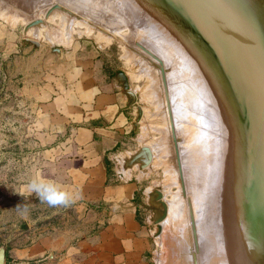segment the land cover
<instances>
[{"label": "rangeland", "instance_id": "374dc122", "mask_svg": "<svg viewBox=\"0 0 264 264\" xmlns=\"http://www.w3.org/2000/svg\"><path fill=\"white\" fill-rule=\"evenodd\" d=\"M94 1L0 0V264H116L117 253L103 252L115 251L118 243L125 245L121 264H193L202 252L203 234L213 229L209 224L197 227L204 203L201 183L209 162L215 160L220 166L222 162L227 173L230 159L239 152L243 140L236 123L240 119L234 116L236 99L240 110L243 102L237 92L233 94L238 91L235 82L225 83L215 62L213 66L215 54L212 61L201 55L204 42L198 52L191 48L195 44L191 37L183 41L179 32L167 30L172 27L148 6L151 0H145L146 4ZM124 1L136 10L127 14ZM156 17L162 28L152 25ZM259 49L263 52L264 46ZM202 56L206 65L198 61ZM197 62L209 68L208 76L216 77L213 74L218 72L221 79L216 81L224 83L226 87L219 86L224 92L217 89L214 78L198 76L203 74ZM260 69L264 74V60ZM176 70L184 76L176 79ZM104 78L114 85H106ZM208 80L215 84L211 87ZM102 91H119L115 105L125 115L123 121L112 124L110 130L118 134L110 145L95 130L106 129L109 123L102 107L109 102L102 98ZM216 91L222 93L225 109L219 106L218 94L213 96ZM199 94L206 96L208 107L214 104L210 115L198 114ZM173 105L186 108L183 114L189 109L190 114L179 116ZM220 151L232 152L231 158ZM80 157L85 163L76 164ZM218 165L209 164L214 170ZM193 177L196 185L190 182ZM33 182L47 186L53 196L67 193L68 202L49 205L30 189ZM177 202L183 204L181 218L174 211ZM18 206H27V214ZM195 230L203 233L202 238ZM192 240L200 244L195 246ZM208 252L204 253L208 261L219 256ZM261 252L257 258L264 255ZM246 255L236 259L234 252L229 264H247L251 258ZM220 263L228 264L225 259Z\"/></svg>", "mask_w": 264, "mask_h": 264}, {"label": "bare ground", "instance_id": "6f19581e", "mask_svg": "<svg viewBox=\"0 0 264 264\" xmlns=\"http://www.w3.org/2000/svg\"><path fill=\"white\" fill-rule=\"evenodd\" d=\"M95 1H97V0H95ZM102 1L104 2V0H102ZM118 1H119V3H121L120 0H118ZM80 2H82V1H80ZM91 2H92V0H91ZM138 2L146 4L145 0H138ZM124 3H126V1L123 2V6L125 5V7H123V8H125L127 10L126 11V12H128L127 14H129V12H134L136 10V8L133 5H131L129 2H128V4L126 3L127 5ZM135 3H137V2H135ZM84 4H86V3H84ZM99 4H101V3H99ZM107 5L108 4L106 3V6ZM90 6L96 7V6H92V4ZM102 6H103V3H102ZM109 6H108V8H109ZM148 6L153 7L155 9V11L157 12L156 14L162 16V19H161V21L163 20L162 22H164L166 20L168 22V26L170 25L172 27V28H169L167 30L179 32L181 34V39L183 37V41L184 40L189 41V37H191V39L195 41V42H193V44L195 43L194 47L192 46L191 48H195V50L198 51L199 49H197V48H201L199 45H201V43L204 42V44H203L204 52L201 51V55L209 57L210 59L212 58L211 60L213 61V56L215 54V57H214L215 61H213L212 63H214V62L216 63V65H217L216 68H218L217 71L220 73L221 77H223L224 81L225 80L227 81L225 83H228V81H229L230 85H232L235 82L233 85L235 86L236 90H238V91H234L233 94H235V92H237L239 95L237 97L240 99V101L243 102V105H242L243 109L240 110L236 106H239V103H241V102H238V99H236L237 105L235 106V113L237 116H234V118L239 117V119H240V122L236 121V123H239V129H237V127H236V129L239 130L240 134H238V135L241 136L239 138H241V140H243L242 141L243 144H242L239 152L233 157V161L230 159L232 152L231 153H229V152L231 150H229V152H226V153H229L230 164L228 163V159L226 158L225 155H223V156H225L224 158L222 156H220L221 159L223 158L222 159L223 161H225V158L227 159V163L229 164L228 165L229 169L227 168V166L225 167V169L227 168V170H229V171L227 173H224V171L222 170L223 163L221 162V166H220V165H218L217 161H216V163H213V162H215V160H214L213 162H209V164L211 166H213L214 164L218 165V168L216 170H214L215 166L212 168L209 166V164L207 167L204 166L203 170L205 167H206V169L208 168L207 172H206V170H204V172H206V175H204V172L202 171L203 175L205 176V177H203V178H205V180L203 182L201 180V178L198 179V180H201V182H203V184L201 183V185H204L203 186L204 191H202L203 195L201 194V198L199 196V198L201 200H204V203L201 205V207H199L200 209H199L198 213L200 212V214L198 217V221H196L197 227H199L198 228V230H199L200 225L204 227V226H207V224H209V225L213 226V229L211 231H209L208 233H206V232L204 234L202 233L205 237V239H202V240H204V242H201L202 240L199 239V241L201 240L200 241L201 244H200L199 241L197 240V242L200 244L199 251H202V252H199V254H197L195 260L192 263L195 264L194 262H196L197 264H208V263H210V264H222V263H220L221 260L225 259V261H227L229 264L231 259H232V256L234 255V252H235L236 259L241 258V257L244 259V256L246 254H250L249 256L251 259H250V261H248V263H250V264H264V258H263L264 255L263 254H262L263 256L260 258L256 257V254L258 252H260V251L264 252V210H263V207H264V205H263L264 199L263 198L264 197L259 196L263 192L262 191L260 193V190L262 188L264 190V186H263L264 185V183H263L264 182V91L261 92V89L264 88L262 85L264 83V74H260L261 73L260 65L262 64V62L264 60V51L262 52L259 49V47L264 46V0H151V2L149 3ZM100 8H102V7H100ZM116 12H117V10H116ZM126 12H123V13L126 14ZM134 14H136V13H134ZM156 18H157V20H156ZM156 18L154 19V21H153L154 23H152V25L156 26V28L157 27L160 28L162 26V25L160 26V24H161L160 20L158 21V19L160 17L159 18L156 17ZM142 22H143V20H142ZM116 26H118V25H116ZM151 27L153 28V26H151ZM94 28H95V26H94ZM163 29H166V28H163ZM148 31H150V30H148ZM177 32H175V33H177ZM187 32H189L188 33L189 36H187V34H186ZM128 33H129V31H128ZM153 34H154V31L152 32V35ZM153 37H155V35H153ZM155 40H156V38H155ZM192 40H191V42H192ZM198 43H200V44H198ZM208 44H210V45L208 46ZM205 45L207 47H209L208 50H207V47ZM169 47H168V49H169ZM189 47H190V45H189ZM210 48H211V51H210ZM192 51H194V49H192ZM196 51H194V52H196ZM198 55H199V57L201 56L200 53L196 54V56H198ZM203 56L201 59L198 58L199 60L198 59L197 60L200 61V63L202 62V64L206 65V63H205L206 61L203 60V61H205L204 63L202 61V59H204ZM210 59H209V62L211 61ZM200 63H198V65H199V67L202 66L200 70H202L203 75H198V76H202V78L205 77L203 80H206L209 76L211 77V75L208 76V74H207V72L209 71V68L207 66L200 65ZM207 63H208V61H207ZM215 63L213 64V66L215 65ZM189 64H191V63H189ZM185 66H186V62H185ZM186 67H188V64ZM190 67L191 66H189V68ZM205 67H206V71H205ZM210 67H212V66H210ZM192 68H193V66H192ZM191 69H189V70L191 71ZM207 69H208V71H207ZM211 69L212 68H210V71H211ZM186 70H188V69H186ZM176 71H178V70H176ZM199 72L201 73V71H199ZM181 73H182V71L181 72L178 71L175 78L177 77V75H178V78H180V75H183ZM210 73H213V70ZM217 73L214 72L213 75L216 77H211V79L214 78L216 81V79L219 78V75L217 77ZM194 75H196V74H194ZM198 79H200V78H197L196 81H199ZM208 79L211 80L210 78H208ZM219 79H221V78H219ZM209 80H208V83H209ZM230 80L233 83H231ZM215 81L214 82L211 81L212 83H209L210 86H211V84L213 86V83L215 84ZM218 82H219V80L216 81V83L218 85L215 84L216 87L218 86L217 89L219 88V91L224 92V90H222L220 88V87L225 86L224 83L222 82L223 84H221L222 85L221 86V85H219ZM182 83H184V82H182ZM186 84H187V80H186ZM228 84H226V85H228ZM172 85H174V84H172ZM197 85H199V83ZM215 85L213 87L214 89H215ZM183 86H184V84H183ZM206 86L208 88V85H206ZM211 87H209V88H211ZM229 88H231V87H227V89H229ZM204 89H205V87H204ZM215 90H212V92ZM230 90H232V88ZM203 91L206 92V90H203ZM203 91L201 89V92H203ZM208 91L206 93H208ZM217 91L213 94V96L215 94H218V96H216V95L215 96H216V98H218L219 102L223 104L222 96H221L222 93L221 92H220L221 94L217 93ZM228 92H230V91L228 90ZM225 93H226V91H225ZM203 94L202 95L199 94L200 95L199 98L201 101L200 107H202V108H201V113H198V112L197 113L203 115V113L205 112L206 114L210 115L211 114L210 113L211 112L210 107L214 106V104L212 106L209 105L210 107H208L207 106L208 102L206 100V96H204ZM230 94H232V93L230 92ZM210 95H212V94H210ZM226 95L228 97V93L225 94V97H226ZM229 96H231V95H229ZM233 96L236 97V95H233ZM207 97H208L207 99L210 100L211 97L209 98L208 95H207ZM223 97H224V95H223ZM193 99L194 98L192 96L191 97V100H192L191 103L192 104L194 103ZM172 101H173V99H172ZM184 101H186V99ZM226 101L224 103H226ZM214 102H215V100H213L212 103H214ZM228 102H229V100H228ZM184 103L182 104L183 106H184ZM210 104H211V102H210ZM222 104L221 105L216 104V105L217 106L219 105V106H221L220 108L225 109L224 104H223V106H222ZM230 104L231 103L229 102V106H230ZM178 105L181 107L180 104H178ZM186 105H187V103H186ZM227 106H228V103H227ZM177 107L178 106H176L175 108H177ZM186 107H188V106H186ZM178 109L180 110V108L176 109V114H178V115L183 114V112H181L182 109L179 111V113H178ZM184 109L186 110V108H184ZM185 110H183L185 112L183 114V116L185 114H187L186 112L189 113V111H188L189 109H187V111H185ZM222 111H224V110H222ZM170 112H172V111H170ZM228 112H230V110ZM187 116L185 115L184 118H187ZM220 116L224 117V116H226V114L220 115ZM225 118H227V117H225ZM199 121H200V118H199ZM228 121H226V122H228ZM223 122H224V120H223ZM234 138L235 137H233V139ZM172 143H173V141H172ZM231 146H232V144H231ZM226 148H228V147H226ZM183 150H184V148H183ZM222 150L224 151V149H222ZM227 150H225V151H227ZM223 151H220V152L224 153ZM181 153H182V151H181ZM226 153H224V154H226ZM235 157L237 160L234 162ZM182 164H183V162L181 163V165ZM197 164H199V163H197ZM209 167L212 169H210ZM199 168L200 167H198L197 170ZM190 170H191V168H190ZM200 171H201V169H200ZM232 172H233V174L231 175ZM191 174H189V175H191ZM191 176H193V174ZM198 178H199V176H198ZM194 179L195 178L193 177V180L191 179L190 182H193ZM186 180H188V179H186ZM190 182H189V184H190ZM194 182H196V181H194ZM261 182L263 183L262 185H261ZM189 184L187 182V185H189ZM196 184H197V182H196ZM199 184H200V181H199ZM187 185H185V187ZM192 185L193 184H191V186ZM195 185H193V186H195ZM201 185L200 186L198 185V186L201 187ZM203 187L201 188V190L203 189ZM185 189H187V188H185ZM188 190H185V191L188 192ZM199 190H200V188H199ZM246 192L247 193L249 192V194H247ZM253 192L256 195V196H254L255 198L252 195ZM194 194H195V192H194ZM189 195H190V193H189ZM199 195H200V193H199ZM262 195H264V194H262ZM251 196L253 198H251V200H250ZM192 197L194 198V196H192ZM252 199H253V201H252ZM251 201H252V204H251ZM172 202H173V200H172ZM178 203L179 202L176 203V206H178L180 209L177 207L178 209L176 208L177 209L176 210L175 208L170 207L172 209H175L174 211H176V213L178 211L176 216H179V213H180L179 210L182 211V208H183L182 207L183 204L181 205L180 203L179 204ZM199 204H201V203H199ZM173 206L175 207V204ZM186 206L184 205V207H186ZM192 209L195 210V207ZM182 213H184V211H182L181 214ZM193 213H194V211H193ZM172 214H174V213H172ZM182 215L185 216L184 214H182ZM174 216L175 215H173L172 217H174ZM181 217L179 216V218H181ZM192 217H193V214H192ZM179 218H177V219H179ZM170 219H172V218H170ZM193 220H194V218H193ZM168 221H170V220H168ZM196 222H194V223L196 224ZM200 222H203V223H200ZM191 223L193 224V222H191ZM195 224H193V225H195ZM193 228L194 227H192V226L189 227L190 230ZM202 229H204V228L201 227V230ZM198 230H195V231H197V234L199 233L200 235L198 234L196 236H198V238H200V237L202 238V236H201L202 234ZM202 232H204V231H202ZM207 234H208V238H207ZM193 239H194V237H193ZM195 242H196L195 240L191 241V243L193 245H195ZM208 251H210L212 254H214V256H215V253L219 256L211 258V260L209 259V261H208V258L204 259V255H205L204 253L207 252V254H208L209 253ZM207 254L205 255L206 257H207ZM258 255L261 256L260 254H258ZM249 256H248V258H249ZM202 259L205 260V262H203ZM236 259H235V261H236ZM243 259H242V261H243ZM184 263H185V261H184Z\"/></svg>", "mask_w": 264, "mask_h": 264}, {"label": "crops", "instance_id": "0c3cea01", "mask_svg": "<svg viewBox=\"0 0 264 264\" xmlns=\"http://www.w3.org/2000/svg\"><path fill=\"white\" fill-rule=\"evenodd\" d=\"M106 78H104L105 80ZM105 84L106 85H114V83L111 82V80L106 79L105 80ZM119 91H102L101 94L103 95L102 98L105 99V97H107L106 99L108 100V104L106 103L105 105H102L103 108H105L106 110H104L106 113L103 115L105 118H107V120L109 121V123L106 125V129H100V128H96V132L104 134V143L107 145H110L111 143L114 142L113 137L118 134L110 129L114 128V125H112L114 123V121H123L125 118L124 113L120 114V109L118 105H115V102H118L119 99ZM102 99V101L104 100ZM116 112V114H115ZM114 115H113V114ZM124 116V117H122ZM95 133V131L93 132V134ZM85 158L80 157L79 159L76 160V164H82L85 163ZM125 244V242H124ZM86 245V243L84 244ZM81 245V246H84ZM80 246V245H79ZM125 245H123V243H118L116 246V250L115 251H104L102 249V251H104L103 253L108 255V256H113L115 253H117L118 255V259H116L117 261H115L116 264H121V260L119 259L120 257H123L125 254V249L124 248ZM68 247V246H67ZM77 250H80V247H76ZM124 260V258H123ZM124 264V263H122ZM135 264V263H132Z\"/></svg>", "mask_w": 264, "mask_h": 264}, {"label": "clouds", "instance_id": "9594fccd", "mask_svg": "<svg viewBox=\"0 0 264 264\" xmlns=\"http://www.w3.org/2000/svg\"><path fill=\"white\" fill-rule=\"evenodd\" d=\"M30 189L32 191L38 192L41 194V198L43 200H46L47 203L51 206H55L57 204H65L68 202V194L67 193H60L56 196H53L50 194V190L47 186L39 183V182H33L30 185ZM18 211H21L22 214H27L28 212V207L24 206L23 208H21L20 206H18Z\"/></svg>", "mask_w": 264, "mask_h": 264}, {"label": "trees", "instance_id": "16d2710c", "mask_svg": "<svg viewBox=\"0 0 264 264\" xmlns=\"http://www.w3.org/2000/svg\"><path fill=\"white\" fill-rule=\"evenodd\" d=\"M8 256V255H7ZM9 257V256H8ZM8 261H10V259L8 258Z\"/></svg>", "mask_w": 264, "mask_h": 264}]
</instances>
